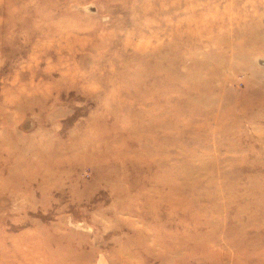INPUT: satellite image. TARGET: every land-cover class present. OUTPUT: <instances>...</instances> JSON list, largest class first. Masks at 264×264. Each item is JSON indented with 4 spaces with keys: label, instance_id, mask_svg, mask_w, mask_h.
I'll return each mask as SVG.
<instances>
[{
    "label": "rangeland",
    "instance_id": "rangeland-1",
    "mask_svg": "<svg viewBox=\"0 0 264 264\" xmlns=\"http://www.w3.org/2000/svg\"><path fill=\"white\" fill-rule=\"evenodd\" d=\"M263 190L264 0H0V264H264Z\"/></svg>",
    "mask_w": 264,
    "mask_h": 264
},
{
    "label": "bare ground",
    "instance_id": "bare-ground-1",
    "mask_svg": "<svg viewBox=\"0 0 264 264\" xmlns=\"http://www.w3.org/2000/svg\"><path fill=\"white\" fill-rule=\"evenodd\" d=\"M79 142V141H78ZM80 143V142H79ZM87 147V146H86ZM95 151V150H94ZM16 153V152H15ZM50 160H51V158H49ZM52 164V163H51ZM60 166V164L58 165V167ZM13 180H15V179H13ZM47 182H49V181H46V183ZM23 187V186H22ZM30 187V186H29ZM264 191V190H263ZM174 198H175V196H174Z\"/></svg>",
    "mask_w": 264,
    "mask_h": 264
}]
</instances>
